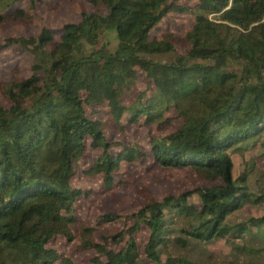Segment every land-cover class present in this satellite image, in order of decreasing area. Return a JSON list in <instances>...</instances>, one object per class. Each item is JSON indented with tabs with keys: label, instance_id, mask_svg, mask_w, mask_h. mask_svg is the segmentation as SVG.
<instances>
[{
	"label": "trees",
	"instance_id": "obj_1",
	"mask_svg": "<svg viewBox=\"0 0 264 264\" xmlns=\"http://www.w3.org/2000/svg\"><path fill=\"white\" fill-rule=\"evenodd\" d=\"M90 3L92 12L57 33L43 26L0 40V53L30 57L26 77L15 69L0 82V264H75L49 247L73 242L72 227L81 249L96 254L92 264H201L190 253L218 241L241 258L230 264H264V209L236 218L263 206L264 191L249 187L250 171L234 176L233 162L239 151L264 148V0ZM37 4L0 0V30L32 24ZM184 16L191 24L179 52L178 37L158 32ZM129 126L153 127L147 148L108 135ZM149 157L190 169L203 185L161 200L142 186L137 211L78 219L76 203L90 194L72 185L82 163L90 160L81 173L99 176L109 193L123 164ZM119 221L120 231L95 240L98 228Z\"/></svg>",
	"mask_w": 264,
	"mask_h": 264
},
{
	"label": "rangeland",
	"instance_id": "obj_2",
	"mask_svg": "<svg viewBox=\"0 0 264 264\" xmlns=\"http://www.w3.org/2000/svg\"><path fill=\"white\" fill-rule=\"evenodd\" d=\"M42 1L37 4L35 11V19L30 25H16L4 30H0V40L8 37L35 35L43 26H47L57 31L63 24L68 22H77L81 12H92L94 9L90 0H36ZM23 6L27 3L22 4ZM1 11V9H0ZM101 17V14L99 15ZM169 27L161 29L158 34L164 31L172 32L178 37L179 43L177 48L179 52H184L181 43L183 33L189 29L191 18L188 16L177 17L173 19ZM165 27V25H163ZM109 39L111 45L109 50L115 48V42L110 34ZM159 59L169 60L170 56L157 57ZM156 58V59H157ZM30 57L24 51L11 48L0 53V82L6 81L11 77L13 70L17 69L22 77L28 75V65ZM143 85L138 82L132 93L125 95L123 102L130 103ZM1 102L6 104L1 97ZM103 116L106 117L103 111ZM153 127L129 126L124 134L110 133L109 137L125 142H134L147 148L146 133ZM259 147L242 150L233 154L234 176L250 171L249 187L252 190L264 191V148ZM93 157V153L89 154ZM260 155V156H259ZM87 159L85 164L80 165V171L74 178L72 185L80 187L90 192L85 198H80L76 203V214L78 219L91 224L95 223V218L104 213H112L121 216H127L142 206L141 197L138 195V188L145 187L155 198L161 200L163 197L173 194L178 195L186 190L201 187L203 184L199 181L190 169H166L159 167L153 163L149 157L140 163L123 164L118 173V180L121 183H115L111 192L100 191L101 178L85 177L81 171L88 166ZM264 209L261 207L246 206L237 213L238 220L249 216H258ZM121 222L114 224H106L98 228L95 233V240L100 241V237H109L110 235L121 230ZM75 239L73 242H66L64 239H55L49 243V247L56 248L64 256L71 258L75 264H92L91 259L96 256L93 251H84L81 249V238L76 227H72ZM147 237V232L142 230L138 234V241L143 242ZM190 259L201 264H230L238 263L241 258L232 254L229 246L223 241H218L206 247L204 252H191ZM259 263H263V258L257 259Z\"/></svg>",
	"mask_w": 264,
	"mask_h": 264
}]
</instances>
